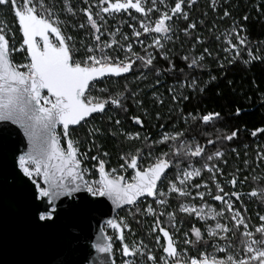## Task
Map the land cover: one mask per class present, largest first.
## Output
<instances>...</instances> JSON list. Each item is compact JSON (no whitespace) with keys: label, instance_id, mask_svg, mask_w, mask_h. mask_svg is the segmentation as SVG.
Returning <instances> with one entry per match:
<instances>
[{"label":"snow or ice","instance_id":"6c2138e0","mask_svg":"<svg viewBox=\"0 0 264 264\" xmlns=\"http://www.w3.org/2000/svg\"><path fill=\"white\" fill-rule=\"evenodd\" d=\"M87 3L88 0H85ZM195 0H187L188 7H191ZM11 5L15 23L18 25V30L22 36V42L17 48L14 45L10 47L8 36L11 30L8 28L5 21H0V122L10 123L17 126L23 132L24 138L27 140V150L20 155H16V149H12L13 162V180L20 183H25V178L30 182L31 198L38 204H43V210H38L35 219L48 225L57 217L58 204L62 197H74L78 193H87L93 198H104L116 208H121L125 205L135 206L141 197H152L155 203L163 205L166 203L165 197L169 193H175L178 197H188L191 193L188 190L189 181L191 178L197 177L201 173V169L192 168L191 164L183 171L181 176L179 161L177 157L183 156L186 159L202 157L204 148L196 145L194 148L185 143L181 137L182 132L163 133L160 140L155 143L168 144L169 151L162 152L156 156L154 162H150L147 166H142L139 163L141 149H137L134 154H124L120 157L123 163L120 165L122 172H127L131 169V176L118 173L116 169L106 170V162L101 159V155L87 156V153H81L78 147L79 141L73 140L70 135V126L88 123L89 117L92 114L104 115L106 106L121 108L124 106L121 103L122 93L117 91L114 94L109 93L106 87L97 88V83L105 78L120 77L123 74L129 73L136 60L141 61V65L149 68L153 64L151 55L146 59L139 56L132 50L131 44L121 47L124 50V58L119 59L109 54L106 49H110L115 40L101 42L103 32L101 23L106 19L104 14L113 15L121 12H126L131 15L129 10H134L141 14L143 19L140 20L139 27L144 33H155L168 38L169 33L173 31L171 21L173 17L177 19H188V13L184 10L185 0H174V5L169 7L165 0H151V7L146 6L144 0H98L95 6L97 11L92 12L91 8H84L83 14L87 17V24L91 27V37L94 41L92 45H84L86 55L84 59L77 60L74 58L75 44L72 36H66L61 29V21L58 15L49 6L46 0H0V6ZM160 4L164 5V10L161 11ZM66 10L75 15L73 10L65 5ZM215 11V0L212 4ZM159 13L158 17L152 21L150 13ZM230 13L227 9L223 12V18L229 17ZM95 17V18H94ZM247 20L245 14L242 17ZM149 21L145 23V21ZM84 24H80L81 29ZM132 27V25H129ZM194 23H188L183 29L185 34H188L189 29H194ZM246 30L243 26L238 25L233 21V26L226 30L224 47L222 51L226 54L224 60L231 65L241 58L242 52H247L248 59L245 63L250 64L252 61L264 62V56H261L257 51L253 53L248 37L242 35ZM14 38V33L11 34ZM110 35H112L110 33ZM132 35L139 37L141 32L133 29ZM234 36V40H233ZM125 40L127 36L123 37ZM219 39V37H217ZM197 38V43H199ZM259 43H264L261 41ZM157 50L161 48V39L153 38V44L150 45ZM22 52L25 54L24 63H16L13 60V53ZM209 58H212V52L205 47L203 50ZM135 57V59H133ZM162 58L168 59L165 55ZM188 69L203 71V61L205 56L201 54L198 58H193L189 61L188 57H183ZM170 68L174 69V65ZM224 63L218 61V67L223 70ZM183 72V70H181ZM223 74V73H222ZM159 75V72H157ZM209 79L215 80L216 77L209 73ZM159 83V80H157ZM199 81L195 78L188 82L187 78L181 87H187L193 91L199 85ZM126 90V89H125ZM172 95V100H178L174 88H169ZM97 93V94H94ZM109 93L106 96L100 94ZM181 100H187V95H181ZM162 103V101H161ZM240 114V109H236V115ZM220 117L219 113L213 112L200 116L198 119L201 123L207 124ZM94 118V117H93ZM159 118V114H157ZM193 119H197L193 117ZM134 122L143 127V121L139 117L133 118ZM120 123L119 120L116 121ZM59 126V129H58ZM163 127V126H161ZM66 147L61 144V133ZM257 131L264 132V129H257L252 132L255 136ZM99 132V129H93L90 132ZM237 136V131H232L226 134L221 139L232 140ZM129 139H139V134L128 137ZM2 139V132H0ZM145 137V141H147ZM94 143V141H93ZM212 144V140L207 141ZM91 151V148H89ZM107 156L108 153H102ZM215 157H221L222 153L217 151ZM171 156L172 159L168 157ZM149 160H152V145H149ZM90 159L95 161L93 165L98 179H86V174L89 169L83 166V161ZM213 159L212 155L207 157L208 161ZM176 160L175 167L177 168L176 182H168V192L158 191L159 183H163V177L166 170L173 166V161ZM247 163V161L245 162ZM18 169V172L15 171ZM203 169L213 171L215 166H209L207 163L203 165ZM234 187L236 180L229 181ZM207 188V184L203 185ZM194 188H200V184L192 185ZM223 189L219 184H216V194L212 195V199L227 205L228 212L231 213V219L235 222L232 229L220 222L215 223L214 227L206 229L209 240L219 237L221 240L228 241L231 238L225 234L231 231L235 236L239 226L244 227V232L241 234L239 244L243 247V256L237 258L238 252L229 251L234 245L226 243L224 246L212 245L216 252L226 253L223 258H217L215 253L201 252L198 257H190L184 259L183 264H264V223L255 227V232L260 238L254 239L253 232L248 230V225L240 218V213L233 210L232 205L225 200L228 193H223ZM205 193L196 192L201 201L204 199ZM232 196L239 198L236 192L231 193ZM251 196H257V191L253 190ZM81 199H86L81 197ZM97 204L102 203V200L97 199ZM91 203V201L89 202ZM181 212L194 214L198 219L207 221L208 219L217 220L218 217L224 215V209L216 211L206 204L186 205L181 203L179 206ZM144 211L149 215H155L154 209L147 207ZM163 215V213H161ZM170 222L174 218L172 213H168ZM261 222H264V215L259 217ZM156 225L160 224L156 220ZM106 225L110 227L117 235L116 238L121 241L123 264H135V256L137 254L147 256V260L151 264H177L175 259L177 249L170 233L163 227L159 228V232L163 238L161 244L160 237L156 239L157 245L162 249V255L157 258L151 251L147 253L142 251L140 246L133 244L129 246L124 243L123 231L128 228V225L123 221L117 222L114 219L106 221ZM156 231V228H153ZM191 236L195 239H185V244L195 246L198 243H209L205 240L201 231L196 228H191ZM189 234L185 233L187 237ZM73 239H76L75 237ZM146 247V246H143ZM92 248L99 255V264H114V249L112 244V236L105 233V229H100V235L92 244ZM133 258L130 260L129 258Z\"/></svg>","mask_w":264,"mask_h":264},{"label":"trees","instance_id":"16d2710c","mask_svg":"<svg viewBox=\"0 0 264 264\" xmlns=\"http://www.w3.org/2000/svg\"><path fill=\"white\" fill-rule=\"evenodd\" d=\"M47 4L60 13L63 21L62 30L66 36H72L75 44L74 58L77 60L84 59L86 55L85 43L86 38L91 36L92 29L85 22V28L81 29L76 23L84 22L87 17L83 14L84 8L92 7L94 11L97 8L98 0H46ZM115 2V0H112ZM146 6L151 7V0H144ZM169 7L174 5V0H165ZM159 4V0H157ZM213 0H195V3L188 7L185 0L184 10L188 13V19H177L173 17L171 21L173 31L169 33L168 38L161 36V48L157 50L150 45L153 44V38H157L155 33H144L140 29V20L143 19L141 14L134 10H129L131 15L126 12L108 15L101 23L103 30L113 33L116 26L120 29L121 34L118 37V45L108 49L110 55L124 58V50L121 47H127L131 44L133 52L139 56L153 58V64L149 68L141 65V61L136 60L131 72L123 78H108L97 83V88L106 87L109 93L114 94L119 91L122 93L121 103L123 110L107 109L104 115H98L88 120L87 124H81L77 128L70 130L73 140H78L79 150L81 153H87L88 157L92 155H101V159L106 162V169H116L118 173L131 176V171L122 172L120 165L123 161L120 157L124 154H134L137 149H141L139 163L147 166L154 162L156 156L162 152H168V144H158L163 133L182 132L181 139L190 144L193 148L198 144L204 148L202 157L186 159L183 156L177 157L182 173L188 165L201 169V179L199 183H209L216 194V187L212 181L213 175L203 169L207 163L209 166H215L214 176L222 184L224 193H228L234 198L238 207L241 209L246 223L251 227L257 239L259 234L255 232V227L261 225L259 217L264 215V132L257 131L253 136L252 132L257 129H264V62L252 61L250 64L245 63L248 59L247 52L241 54V58L229 65L224 60L225 53L222 41L226 30L233 26V21L243 26L246 30L242 35H246L251 41L250 47L254 54L259 52L264 56V0H215V11L212 7ZM65 5L69 6L75 15H68ZM161 11L164 5H159ZM227 9L229 17L223 18V12ZM247 14L248 19L245 21L242 17ZM159 13H150L152 21L158 17ZM0 21H5L11 30L8 39L10 45L19 47L22 42V36L15 23L11 5L0 6ZM188 23H194L196 27L189 29L186 35L183 29ZM133 28L136 27L141 32L139 37L132 35ZM14 33V38L11 35ZM127 36L125 40L123 37ZM219 37V39H217ZM199 38V43H197ZM233 36V40H234ZM207 47L212 52V58H209L203 52ZM203 54L205 60L203 71L190 70L183 57L187 56L189 61L198 58ZM167 56L168 59L162 58ZM13 60L16 63L25 62V54L22 52L13 53ZM134 59V57H133ZM218 61L224 63V69L218 67ZM174 65V69L170 68ZM183 70V72L181 71ZM159 72V75H157ZM209 73L215 76V80L209 79ZM223 73V74H222ZM187 78L191 82L193 78L199 81L195 91L181 87ZM159 80V83H157ZM169 88L175 89L178 100L174 102ZM126 89V90H125ZM109 93L100 94L102 97ZM97 94V93H94ZM181 95H187L189 99L181 100ZM162 101V103H161ZM236 109H240V114L236 115ZM219 113L220 117L207 124L201 123L198 119L200 116L208 113ZM159 114V118H157ZM134 117H139L143 121V127L136 124ZM196 117L197 119H193ZM120 123L117 124L116 121ZM163 126V127H161ZM59 129V127H58ZM93 129H99V132H92ZM237 131V136L232 140H223L226 134ZM61 144L66 147L63 141L62 129ZM139 134V139H129V135ZM147 137V141H145ZM212 140V144L207 141ZM94 141V143H93ZM149 145H152V160H149ZM91 148V151H89ZM217 151L222 153L221 157H215ZM108 153L103 156L102 153ZM209 155L213 156L211 161L207 160ZM172 159L171 156L168 157ZM247 161V163H245ZM173 166L167 174L159 188H166L169 181L176 180L177 168ZM95 161L85 159L83 166L89 169L86 174L88 179H98V174L93 167ZM235 179L236 184L233 187L229 181ZM256 190L257 196H251L250 193ZM236 192L239 198L232 196ZM167 205L163 208H157L153 218L145 214V207L151 202L146 199L134 207L120 211L117 214L118 221L123 220L128 228L125 230V242L132 246L140 244L145 253H151L159 258L162 255V249L156 243V235L153 234L152 224L156 220L160 221L159 228H165L173 238L179 241L175 245L177 251L182 253L181 257L177 256V262H184V259L198 257L199 254L210 247L209 243H198L195 246L184 243L185 233L190 235L191 228L196 227L201 232L204 225L194 220L190 215L183 214L179 210L181 203L191 202L190 197H178L172 194L166 198ZM212 201V200H211ZM210 201V202H211ZM213 202V201H212ZM211 202V203H212ZM215 205L220 208L219 202ZM161 211L163 215H161ZM168 213H173V219L170 222ZM177 223L179 229L173 226ZM231 229L233 225L230 226ZM106 234L112 236L114 249V262L121 264L122 245L117 241L116 234L109 228L105 229ZM160 233V232H159ZM242 229L236 231L231 241L240 246L239 241ZM205 239V238H204ZM207 240V239H205ZM163 244V238L161 241ZM146 246V247H143ZM136 264H142L139 255L136 256Z\"/></svg>","mask_w":264,"mask_h":264},{"label":"water","instance_id":"95a60500","mask_svg":"<svg viewBox=\"0 0 264 264\" xmlns=\"http://www.w3.org/2000/svg\"><path fill=\"white\" fill-rule=\"evenodd\" d=\"M98 115L101 114H92L87 119ZM80 125L70 126V130ZM0 132V264H99V255L92 244L100 235V229L108 227L106 221L109 219L119 222L117 214L134 206L116 208L104 198L78 193L57 201L59 207L54 222L48 225L38 222L35 215L44 205L32 200L31 185L26 178L25 183L13 180L12 149L17 150V156L22 154L27 150V140L22 130L10 123L0 122ZM170 170H166L165 176ZM82 196L86 199L82 200ZM97 199L102 203L97 204ZM145 199L154 200L141 197L139 202ZM123 236L126 243L125 230Z\"/></svg>","mask_w":264,"mask_h":264},{"label":"built area","instance_id":"2783aa9c","mask_svg":"<svg viewBox=\"0 0 264 264\" xmlns=\"http://www.w3.org/2000/svg\"><path fill=\"white\" fill-rule=\"evenodd\" d=\"M134 59H135V57H134ZM131 72V71H130ZM129 72V73H130ZM128 73V74H129ZM122 98H123V96H122ZM122 98H121V101H122ZM107 109H118V108H114V107H112V106H106V110ZM192 168H194V169H198L197 167H194V166H192ZM187 169V168H186ZM185 169V170H186ZM208 172H210L212 175H213V179H212V181H213V183H214V186L216 187V184H219L220 186H221V188L223 189V193H224V188H223V186H222V184L221 183H219L218 182V180H217V178L214 176V172L213 171H209V170H207ZM182 174H183V172L181 173V176H182ZM201 175H202V173H200V175L199 176H197V177H194V178H191L190 179V181H189V185H188V190H189V187L191 186L192 187V185H194V184H200L201 185V187L200 188H194V191L188 196V197H190V199H191V202H189V203H185L186 205H196L197 207H199V206H201V204H206L207 206H209L210 208H212V209H214V210H216V211H219V210H221L222 208L224 209V215L222 216V217H219V221H220V223H222V221H223V223H225V225H227L228 226V228L229 229H231V225H234V221L231 219V213L230 212H228V210H227V205H225V204H221V202H219V201H216V202H219V204H220V208H218L216 205H215V200H213L212 199V195H215L214 194V192H213V190H212V188H211V184H209V183H206V182H203V183H199L198 181H200V179H201ZM167 176V175H166ZM166 176L164 177V179L166 178ZM86 179H88L87 177H86ZM163 179V180H164ZM89 180H91V179H89ZM174 182H176V180L174 181ZM205 184H207V188H205L203 185H205ZM168 186V185H167ZM158 191H163V192H165V193H167L168 192V187H166V188H159L158 189ZM196 192H202V193H205V195H204V199H203V201H201V199L198 197V196H196ZM209 192H211V194L212 195H208V193ZM223 193H221V195H223ZM172 194H175V193H169L166 197H165V200H166V198H169ZM225 198V200H227L231 205H232V207H233V210L234 211H237V212H239L240 213V218H242L244 221H245V223H246V220H245V218H244V215H243V213H242V211H241V209L238 207V205H237V203H236V201L234 200V198L233 197H231V196H225L224 197ZM213 202H212V201ZM146 201V199L145 200H142V201H140L139 203H141V202H145ZM167 201V200H166ZM212 203H211V202ZM138 203V204H139ZM167 205V202L165 203V204H163V205H158V204H156L155 203V200H153V201H151L146 207H145V209L147 208V207H151L152 209H154V211H155V213H156V209L157 208H163L164 206H166ZM161 213H163L162 211H161ZM183 214H187V215H190V214H188V213H185V212H182ZM145 214H146V216L147 217H149V218H153L155 215H149V214H147L146 212H145ZM173 214V213H172ZM190 216H192L193 218H194V220L195 221H197V222H199V223H202L203 225H204V229L202 230V235L204 236V238L205 239H207V240H209V238H208V236H207V231H206V229L207 228H209V227H214L215 226V223H217L215 220H212V219H208L207 221H204V220H200V219H198L194 214H192V215H190ZM222 223V224H223ZM247 224V223H246ZM248 225V224H247ZM107 227H105V229H106ZM153 228H156V231H153ZM175 228L176 229H179L178 228V226H177V223L175 222ZM239 228H241L242 229V232H244V227L241 225V226H239ZM248 230L249 231H251V232H253V230L251 229V227L248 225ZM152 231H153V234L154 235H156V239H157V237L159 236L160 237V240L162 241V235L159 233V225H156V223L155 222H153V224H152ZM226 236H228V237H230L231 239H233V236H230L231 235V231H229L228 233H226L225 234ZM253 237H254V239H257L256 238V236H255V234H254V232H253ZM173 239V241H174V244L176 245L177 243H178V239L177 238H172ZM185 239H191L190 238V235H188L187 237L186 236H184V240ZM231 239L230 240H228V241H225V240H221L219 237H217V238H215V239H213V240H210V242H211V244H210V247L208 248V249H206V250H203L202 252H207V253H215V255H216V257L217 258H223L225 255H226V253H220V252H216L215 251V248L212 246V245H219V246H224L226 243H232L233 245H234V247L232 248V249H229V251H235V252H238L239 253V255L237 256V258H241L242 256H243V248H241V247H239V246H237V245H235L234 244V241L232 240L231 241ZM258 240V239H257ZM186 246H190V244H185ZM177 254H178V256L179 257H181L183 254H186V251L184 250V251H182V253L180 252H178L177 251ZM181 263H183V262H181Z\"/></svg>","mask_w":264,"mask_h":264},{"label":"rangeland","instance_id":"374dc122","mask_svg":"<svg viewBox=\"0 0 264 264\" xmlns=\"http://www.w3.org/2000/svg\"><path fill=\"white\" fill-rule=\"evenodd\" d=\"M96 5H94V7H95ZM91 8V10H92V12L93 13H95L96 11H94V9L92 8V7H90ZM96 8V7H95ZM53 11L58 15V17H59V19L62 21V19L60 18V13L59 12H57L56 10H54L53 9ZM67 14L68 15H72V14H70L68 11H67ZM113 15H115V14H113ZM112 16V15H111ZM95 18V17H94ZM85 22H86V24H87V20H85L84 22H79V23H76L77 24V26H79L80 24H84L85 25ZM149 21H145V23H148ZM62 25H63V23L61 24V29H62ZM86 26V25H85ZM85 26H84V28H85ZM87 26L88 27H90L88 24H87ZM135 29H136V27H134ZM133 28V26L132 27H130V29H134ZM101 30H102V32H103V35L101 36V42L102 43H104V42H107V41H109V40H115L116 41V43H114L113 45H112V47L111 48H113L115 45H118V37H119V35L121 34V32H120V29L116 26V28H115V30H114V32L113 33H111L112 35H110V32L109 31H105V30H103V27L101 26ZM137 30V29H136ZM62 32H63V30H62ZM64 34V33H63ZM65 35V34H64ZM161 36L162 35H159V34H157V38H159V39H161ZM86 43H85V45H92V44H94V41H93V39H92V37L91 36H88L87 38H86ZM14 45V44H13ZM13 45H10V47L11 46H13ZM110 48V49H111ZM108 49H106V51H107ZM87 176V175H86ZM88 177V176H87ZM189 191H190V193H192L193 191H194V187H189ZM220 211V210H219ZM118 220V219H117ZM216 222H220L219 221V217L217 218V220H215ZM222 223H223V221H222ZM223 224H225V223H223ZM173 226L175 227V221L173 222ZM108 228V227H107ZM115 233V232H114ZM116 234V233H115ZM135 245H137V246H140L141 248H142V246L140 245V244H135ZM142 251L143 252H145V250L142 248ZM139 254H137L136 256H138ZM136 256H135V258H134V260L136 259ZM130 260H132L133 258H129ZM139 259H140V261L142 262V264H151V262L150 261H148L147 260V256L146 255H144V256H141V255H139ZM123 260H124V258L122 257V259H121V264H123ZM135 264H136V261H135Z\"/></svg>","mask_w":264,"mask_h":264}]
</instances>
